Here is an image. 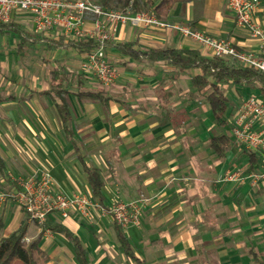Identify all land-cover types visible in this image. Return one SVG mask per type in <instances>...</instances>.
Returning <instances> with one entry per match:
<instances>
[{"label": "crops", "instance_id": "1", "mask_svg": "<svg viewBox=\"0 0 264 264\" xmlns=\"http://www.w3.org/2000/svg\"><path fill=\"white\" fill-rule=\"evenodd\" d=\"M261 3L257 16L264 24V0ZM168 20L193 23L196 29L229 40L242 50H259L258 41L246 28L237 25L228 0H203L199 11H195L193 1L176 2ZM10 21L17 29L4 27L0 33H17L21 41L26 33H30L21 51L29 46L44 45L47 52L54 51V54L63 49L71 53L73 49L74 55L81 54L71 44L74 40L71 37L57 35L55 31L37 33L33 16L27 11H13ZM85 26L91 28L93 23L90 20ZM21 41L15 47L17 51ZM125 42H133L140 50L171 45L196 48L205 56L211 55L209 49L176 30L120 24L116 37L106 46L107 57L117 68L115 82L109 86L99 80L96 83L97 89L110 97L105 114L98 110L97 102L81 99L75 94L79 87L92 88H86L84 82L82 85L77 80L71 82L72 133L68 135L55 106V110L50 107L47 110L44 105L53 99L42 93L51 86L49 75L37 86L27 85L31 95L6 97L9 108L5 112V122L0 120V134L7 143L0 141V155L6 163L7 173L12 176L50 169L64 192L70 194L80 190L89 194L84 163L78 157L82 154L88 165L101 171L107 207L122 200L143 201L141 226L131 225L125 231L136 255L146 264H163L168 258L170 264H264V182L249 176L261 167V154L235 146L230 129L224 131L232 140L223 159L218 158L210 147L212 134L208 144L206 141L197 143L198 137L193 135L195 130L182 125L189 113H182L180 117L176 112L172 91L168 98L165 97L172 90L173 81L167 83L162 74L166 70L175 71L174 68L164 61H139L125 54L119 48V44ZM83 57L81 54L82 60ZM196 73L200 70L188 69L178 78L180 88L187 90L189 95L190 79ZM184 77L188 82L182 81ZM149 89H158L162 94H147ZM256 89L259 94V88ZM21 102L28 105V112L16 106ZM171 120L178 124L173 127ZM64 134L68 135V140L63 139ZM94 149L104 152L102 159L100 157L102 165H92L96 156L89 153ZM251 153L256 157L254 166L250 161ZM102 167L107 169L103 171ZM237 170L241 171L242 180L224 179L227 173ZM103 172H109L107 178ZM4 214L11 219L8 234L27 218L26 239L29 241L41 234V247L51 259L54 258L50 263L78 264L71 241L62 233L45 229L44 225L30 220L14 202L5 207ZM92 218H95L94 222H85L86 218L73 212L67 217L57 212L49 216V220L67 226L81 238L89 258L87 239L92 224L108 230L117 240L115 224L107 213L93 209ZM143 233L147 235L146 243L142 241ZM90 263L95 264L92 260Z\"/></svg>", "mask_w": 264, "mask_h": 264}, {"label": "built area", "instance_id": "2", "mask_svg": "<svg viewBox=\"0 0 264 264\" xmlns=\"http://www.w3.org/2000/svg\"><path fill=\"white\" fill-rule=\"evenodd\" d=\"M260 3L261 0H228L237 25L246 28L258 41V52L242 50L229 40L216 38L188 24L167 22L152 10L113 9L103 6L99 0H0V23L9 22L13 11H27L32 14L39 34L55 31L57 35L73 39H93L97 46L84 54L81 66L85 73L95 76L106 86L114 83L117 71L106 59L105 47L116 37L119 25L125 23L141 28L176 30L183 37L209 49L212 55L254 68L264 76V24L257 16ZM90 20L93 26L87 28L85 25ZM230 134L235 146L261 154V167L249 176L264 182V92L250 94L242 100L232 116ZM243 178L240 170L224 176V179L233 181ZM16 181L20 188L0 189V208L8 201L14 202L30 220L40 225H44L56 212L64 217L73 212L91 219L93 209L98 208L103 213H110L124 227L140 224L144 208L141 199L117 201L103 208L86 192H64L47 169Z\"/></svg>", "mask_w": 264, "mask_h": 264}, {"label": "trees", "instance_id": "3", "mask_svg": "<svg viewBox=\"0 0 264 264\" xmlns=\"http://www.w3.org/2000/svg\"><path fill=\"white\" fill-rule=\"evenodd\" d=\"M194 0H99V2L108 8L127 9L131 7L134 11L143 9L152 10L160 19L166 20L172 13V7L176 2L187 3ZM93 18L94 15H89ZM11 21L0 24V30L6 28H16ZM194 27V24L191 23ZM195 28V27H194ZM17 29V28H16ZM30 33H26L23 40L18 45V51H21L26 43ZM78 51L84 56L87 51L95 48L97 45L91 38H80L71 41ZM119 48L131 57L139 61H164L174 68L178 73H184L188 69H199L200 73L191 76V88L197 93H203L207 100L210 112L215 121L221 127L228 125V119L225 114L228 109V97L224 93L223 87L229 84H241L244 82H253L259 88L260 93L264 92V76L258 70L246 66L239 65L236 61L210 55L205 56L196 48H181L175 46L150 47L146 50L137 49L133 42L120 43ZM51 86L49 89L42 91L43 94L49 95L54 100V106L57 114L63 124L64 131L69 135L72 133L70 128L71 102L70 94L72 91L69 88L68 79L71 76V71L65 66H57L51 70ZM77 80L79 85H82V76L78 75ZM166 98L172 94L167 92ZM81 99H88L102 104L104 107L109 106L110 97L101 89L85 90L82 87L75 92ZM191 94H193L191 92ZM59 100V102H57ZM171 108V105H170ZM168 109V108H167ZM172 108L170 109V111ZM181 123V120L179 121ZM231 137L227 133L213 135L210 138V147L218 158H225L231 146ZM84 163L86 179L90 188L89 194L103 208L106 206V196L104 195V179L98 167L88 165L84 160V155L79 154ZM252 166L255 165L256 157L254 153L250 154ZM6 163L0 155V173L5 177L6 182L11 188H20L18 183L12 179L6 171ZM27 218L21 221L20 225L8 235H3L2 232L6 226L7 217L0 211V264H52L46 250L41 245L42 236L27 240L28 233ZM115 232L120 247L124 254L136 261L138 264H146L143 259H140L126 235L125 227L118 224L116 221ZM44 228H50L54 232L62 233L68 238L73 246L74 257L78 264H91L88 256V251L85 248L81 238L71 231L67 226L54 223L51 220H46Z\"/></svg>", "mask_w": 264, "mask_h": 264}, {"label": "rangeland", "instance_id": "4", "mask_svg": "<svg viewBox=\"0 0 264 264\" xmlns=\"http://www.w3.org/2000/svg\"><path fill=\"white\" fill-rule=\"evenodd\" d=\"M203 0H194V9L195 11H199L201 9ZM262 3L260 7L262 8ZM143 10H149L143 9ZM167 22H172L168 19H166ZM178 23V22H176ZM187 21L180 22V24H187ZM161 29V28H160ZM180 34V33H179ZM21 41V37L17 33H0V120H3L5 122V112L9 108V105L6 101V97L8 95H14L17 94L19 96L23 95H31L32 91L27 89L30 85H36L40 82L45 81V79L48 77H51V70L53 67L57 66H65V68L69 71H71V76L68 79L69 88L71 89V82H75L79 79L78 75L80 74L82 76V81L85 83L86 88H96L97 89V82L98 79L91 75L85 73L83 70L81 63V54H75L74 50L72 49L73 53L71 51H66L63 49L62 52H59V54H54V51H49L46 49L44 45L35 46V47H28L25 48L23 51H17L15 48L16 45ZM42 42V41H41ZM45 43V42H44ZM51 49V48H50ZM70 52V54H69ZM47 55V56H46ZM46 56V57H45ZM105 56L108 62L114 67V69L117 70L116 66L113 65L112 61L107 57V50L105 47ZM49 70V71H48ZM48 71V72H47ZM163 79L169 83L170 81H173V87H171L173 92V95L175 98L174 107L176 109V112L178 114L182 113H189L188 116L184 118L183 126L189 125L192 129L195 130V133L193 135H197L198 140L197 143H203L206 141V144L209 143V138L212 135L219 134L221 132L227 131V129H230L232 116L240 106L242 100L247 97L250 94H256L258 91L257 86L255 83H241V84H229L225 85L223 87L224 93L228 97V109L225 114L226 119H228V125L225 127H220L218 123L215 121L214 118L211 117V112L209 109V105L207 100L204 98L203 93H197L194 89L190 86V95L187 94V90H183L180 88V83L178 78L181 74H178L176 71H165L163 74ZM174 76V78L172 77ZM186 80L188 82V78L184 77L182 81ZM91 82V83H90ZM115 82V81H114ZM28 85V86H27ZM24 86V87H23ZM76 86V85H73ZM78 89V88H77ZM191 92L193 94H191ZM147 94H154V95H160L161 91L158 89H149L146 92ZM203 96V97H202ZM188 98V100H187ZM187 100V101H186ZM53 103L54 100L52 99ZM43 103L48 110V107L55 110L53 103ZM98 103V102H97ZM13 106V105H11ZM16 106L20 107L23 111L28 112V105L21 103H18ZM152 107V105H148ZM98 110H100L102 113L105 114L107 112V108L104 107L102 104L98 103ZM165 108L168 106L164 105ZM155 109V107H153ZM157 109V108H156ZM156 117H160L159 114H156ZM154 116V115H153ZM166 116V115H164ZM153 122V121H148ZM160 123H162V120H159ZM168 122V121H166ZM104 123L105 120H104ZM171 125L176 126V123L174 121H170ZM164 124V123H163ZM163 124H160L163 125ZM6 127V126H5ZM3 134H0V141L4 142V144L7 143V140ZM100 138V137H99ZM63 139H69L68 135L64 134ZM101 148V147H100ZM97 150V149H96ZM95 149L90 152L89 154H94V161L91 162L92 165L100 164L102 165V155L104 152L102 151H95ZM101 157V159H100ZM46 168H41L35 170L36 172H40ZM103 171H105L107 168L102 167ZM50 171V169H47ZM34 171V172H35ZM51 172V171H50ZM12 179L16 181L18 178L27 177L29 174H21V175H10L7 173ZM31 174V173H30ZM103 174L108 176L109 172H103ZM17 182V181H16ZM11 188L8 183L5 180V177L0 173V189H9ZM124 201V200H122ZM132 201V200H129ZM125 201V202H129ZM7 203V204H6ZM1 208L0 211L5 213V207L10 206L11 201L6 202ZM99 209V208H98ZM144 211V208H143ZM109 215V219L115 222L112 215ZM143 218L140 220V224L137 226H141ZM24 220V219H23ZM83 220V219H82ZM95 218H92L91 220H86L88 222H94ZM21 223V222H20ZM91 224V223H90ZM11 225V219L10 217H7L6 226L2 232L3 235H8L9 233V226ZM20 224H18L19 226ZM93 226H90V237H88L87 242L90 248V260H92L95 264L102 262L104 258H106L105 262L102 264H136L131 261L123 252L122 248L120 247L118 241L114 236H110L108 230H102L98 228L96 225L92 224ZM96 226V227H95ZM128 228V227H125ZM147 234V233H146ZM147 235L143 233L142 241L144 243L148 242V239H145ZM91 241H90V239ZM144 239V240H143ZM141 241V242H142ZM90 242V243H89ZM143 243V244H144ZM146 244H144L145 246ZM144 249V248H143ZM149 252V251H148ZM147 252V255H148ZM51 259V258H50ZM169 259V260H168ZM166 263L163 264H170V258H168ZM54 261V258L51 259V261ZM101 264V263H100ZM177 264V263H175Z\"/></svg>", "mask_w": 264, "mask_h": 264}]
</instances>
